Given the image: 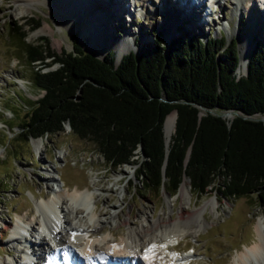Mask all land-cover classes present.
Returning a JSON list of instances; mask_svg holds the SVG:
<instances>
[{"label": "trees", "instance_id": "1", "mask_svg": "<svg viewBox=\"0 0 264 264\" xmlns=\"http://www.w3.org/2000/svg\"><path fill=\"white\" fill-rule=\"evenodd\" d=\"M38 26L29 17L8 31L29 82L42 92L21 123L8 125L18 128V140L47 138L67 124L112 168L136 166L147 190L164 188L171 196L186 178L194 194L252 195L264 212V124L253 117L264 114V44L254 41L238 76L237 42L224 36L165 42L157 34L115 64L113 50L98 58L77 44L76 34L68 52L53 51L43 36L25 42V31ZM173 111L165 146L162 122Z\"/></svg>", "mask_w": 264, "mask_h": 264}, {"label": "rangeland", "instance_id": "2", "mask_svg": "<svg viewBox=\"0 0 264 264\" xmlns=\"http://www.w3.org/2000/svg\"><path fill=\"white\" fill-rule=\"evenodd\" d=\"M107 1L111 3L115 0ZM127 1L129 13L125 14L124 7L123 11L118 10L115 4L116 9L113 11L118 16L114 21L110 20L107 31L121 38L129 32L134 37L132 43L136 45L132 51L138 52L158 37L157 34H161L165 42L182 37L205 39L224 36L228 42L234 39L239 49L238 37L247 38L255 26L250 43L252 45L258 41L264 44V2L260 0H251L250 3L240 0V7L236 5L237 0H183L184 4L180 0ZM105 3L104 0H94L91 4L86 0L84 4L97 12H106L108 5ZM185 3L188 9L195 12L194 18L181 19L180 22L172 8L182 9ZM76 7L57 3V0H0V264H9L13 258L22 260L23 264L39 263L35 255L30 253L24 237L12 239L11 231L17 225L30 223L35 231L32 230L27 237L40 242L44 234H41L43 227L37 218L36 204L51 195L55 187L67 192L75 186L81 190L89 189L94 194L90 209H93V202L96 201V214L104 221L96 237L91 238L95 241L105 235L116 239L118 243L128 230L144 222L145 214L153 219L163 213L176 218L181 204L191 210L208 200H214L217 202L216 209L208 206L204 210L205 224L195 233L167 235L162 240L158 239L151 248L155 246L153 254L158 253L159 264H231L256 240V224L261 222L264 228V212L256 206L254 196L227 199L216 190L194 194L186 180L182 181L188 186L184 197L179 195V186L171 196L164 188L147 190L134 176L136 166L124 164L112 168L96 152L92 143L73 135L67 124L62 132L47 138L29 139L27 142L18 140L19 130L16 126L9 127L21 123L29 103L42 94L29 82V67L10 40L9 27L32 17L39 20V26L32 31H25V42H34L37 37L43 36L48 39L53 51L68 52L72 49V35L76 34L77 44L84 49L83 44L88 43L90 38L82 40L80 37L79 22L84 21L80 12L84 10ZM198 7L204 9L202 14ZM168 13L175 17L171 19L179 21V27L182 26L177 31H169L171 38L164 34ZM187 13L184 15L187 16ZM23 28L27 30L25 26ZM243 28L246 31H242ZM168 29L171 30V27ZM115 62L118 63L116 59ZM244 72L238 73V76ZM263 116L253 117L264 119ZM36 139L43 142L39 149L33 142ZM51 175L55 176V181H51ZM219 182L220 178L215 185ZM120 209L118 215L121 219L129 212L128 225L121 224L118 219H111V215ZM86 212L78 214L74 223L86 226V222L90 221ZM83 234L82 242L88 240ZM45 242V247L53 245L48 235H45ZM35 246L40 252L41 244L36 243Z\"/></svg>", "mask_w": 264, "mask_h": 264}, {"label": "bare ground", "instance_id": "3", "mask_svg": "<svg viewBox=\"0 0 264 264\" xmlns=\"http://www.w3.org/2000/svg\"><path fill=\"white\" fill-rule=\"evenodd\" d=\"M31 1L35 0H26V2ZM85 1L86 0H74L71 2L70 0H57V3L73 5V7L77 6L79 9L84 10L80 12V14L84 16V21L83 23L79 22V32L82 40H85L87 37L90 38L88 43L83 44L87 52H90L98 58H103L108 51L113 50L115 52V59L119 62L123 55L132 51V49H136V45L132 43L134 37H131L128 31H126L128 33H125L122 38L116 37L112 35L110 31H107L109 30L108 26L110 25V20L114 21L118 16L113 11L116 9L115 4L118 10H122L124 7L125 9L123 10L126 11L129 8V2L127 0H115L111 3L104 0L106 6L108 5L106 12H97L92 8H88L89 6L84 4ZM89 1L92 4L94 0H88V3ZM239 1L240 0H237L236 5L240 7ZM252 1L245 0V2L249 3ZM260 1L261 3L264 2V0ZM179 2L184 4L183 0ZM76 4L81 5V7ZM186 4L187 3H185L182 9L176 7L172 8V12H174L175 16L178 15L177 19H179L180 22L181 19L186 20L194 18L193 15L195 12L191 8L188 9ZM168 10L169 8L167 12ZM203 10V8L198 7L200 14L203 13ZM187 11L189 14L187 13L188 15L185 16L184 14ZM170 17L175 18L173 15L167 14L165 23L167 28L164 34L168 36V38H171L169 31H177L179 25V21L176 22V20L174 21V19ZM75 19L76 18H71L70 20ZM124 19H126V17ZM168 22H170V25ZM170 27L171 30L168 29ZM255 27L252 28V31L248 34V39L246 37H238V50L240 55L239 67L237 68L238 73H243L245 71L247 59L253 49L250 40L253 36V32L256 30ZM86 30L92 32L87 33ZM39 32L40 31H37L36 33ZM134 52L136 53V51ZM173 126L174 113L172 112L166 115L163 123V134L166 144L173 132ZM33 142L36 149H39L40 145L43 144L41 139L33 140ZM51 176V181H55V176ZM61 181L64 183L62 179ZM187 188V183L182 182L179 187L180 190L178 189L181 197H184L187 193ZM52 192L51 195L44 198L41 196L45 200L36 204L38 211L37 218L41 220V225L43 227L41 234H44L40 242L32 241L31 238H24L25 242L29 245L30 253L35 255L41 264H43L42 261L44 257L49 258L50 255L52 258H60V261L57 258L55 260L58 264H159V258L157 257L158 253L153 254L156 250H154L153 247L151 248V246L156 245L158 239L162 240L167 235L186 234L188 232L195 233L205 224L203 216L204 210H206L208 206L215 210L217 203L214 200H208L202 206L195 207L191 210L181 204L178 208L176 218L165 216L163 213V215L153 219L145 214L143 219L144 222L128 230L123 237H120V241L116 243V239H110L105 235L101 236L97 241L91 240V238L96 237L98 234L97 231L102 229L104 221L96 214V201L93 202V209H90V202H92L94 194L91 193L89 189L81 190L75 186L72 190L69 189L67 192H63L61 189H58V187H55ZM89 209L91 210L90 212L88 211ZM120 211L121 209L115 211L111 215V219H118L121 224L128 225L129 212L121 219L118 215ZM84 212H86L90 219V221L86 222V226L74 223V218L77 217L78 214H83ZM18 228L21 229V233L18 232ZM32 230L35 231L30 223H22L20 226L17 225L11 231L12 239L19 238L22 236L21 234L26 231H29L28 234H30ZM255 230L257 234L256 240L248 249H245L238 257H235L231 264H264V228L261 222L256 224ZM82 234L87 236L88 240L83 239L85 241L82 242ZM45 235H48L52 239L53 245H47L45 247ZM36 243L41 244V247L39 246L41 249L40 252L35 246ZM71 246L76 247V249H73ZM9 264L23 263L22 260L13 258L10 260Z\"/></svg>", "mask_w": 264, "mask_h": 264}, {"label": "water", "instance_id": "4", "mask_svg": "<svg viewBox=\"0 0 264 264\" xmlns=\"http://www.w3.org/2000/svg\"><path fill=\"white\" fill-rule=\"evenodd\" d=\"M254 43H255V42H253L252 45H254ZM173 113H174V120H175V112L173 111ZM201 114H202V112H199V115H201ZM222 116L225 117V119H230V118L232 117V111H226V112L222 113ZM165 117H166V116H165ZM165 117H164V119H165ZM164 119H163V122H162V132H163V123H164ZM260 120H261L262 123L264 124V119H260ZM67 126H68V125H67ZM68 128H69V126H68ZM164 145H165V146L167 145V144L165 143V140H164ZM184 180L187 181L186 178H184ZM181 183H182V182H181ZM181 183L179 184V187H180Z\"/></svg>", "mask_w": 264, "mask_h": 264}, {"label": "snow or ice", "instance_id": "5", "mask_svg": "<svg viewBox=\"0 0 264 264\" xmlns=\"http://www.w3.org/2000/svg\"><path fill=\"white\" fill-rule=\"evenodd\" d=\"M153 247H155V246H153Z\"/></svg>", "mask_w": 264, "mask_h": 264}]
</instances>
